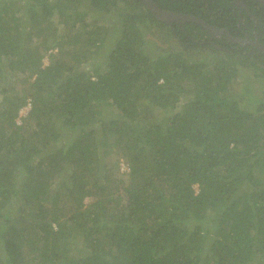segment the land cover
I'll return each instance as SVG.
<instances>
[{
  "label": "trees",
  "instance_id": "1",
  "mask_svg": "<svg viewBox=\"0 0 264 264\" xmlns=\"http://www.w3.org/2000/svg\"><path fill=\"white\" fill-rule=\"evenodd\" d=\"M6 1H0V82L6 71L36 74L31 93H13V80L0 85V249L6 260L20 264L26 253H37L42 264H264V94L247 93L254 110L242 106L232 90L238 65L222 56L187 63L184 51L171 60L151 56L149 20L136 14L123 18L108 67L94 65L89 72L84 65L105 37L102 30H85L83 0ZM25 1L33 31L18 17ZM56 11L66 25L60 36L51 22ZM47 55L50 62L43 65ZM243 57L242 66L264 77L258 56ZM184 81L193 83L185 87ZM184 93L192 97L175 111ZM113 106L116 117L100 118ZM156 107L169 115L155 120ZM95 121L103 144L111 134L130 159L131 183L122 192L110 189L112 179L95 158L97 141H89ZM62 125L75 138L49 149ZM68 169L50 210L51 182ZM22 170L27 178L20 186ZM23 189V213L13 217L6 206ZM62 194L78 203L69 207V219L58 203ZM78 236L88 252L67 256L66 241Z\"/></svg>",
  "mask_w": 264,
  "mask_h": 264
},
{
  "label": "rangeland",
  "instance_id": "2",
  "mask_svg": "<svg viewBox=\"0 0 264 264\" xmlns=\"http://www.w3.org/2000/svg\"><path fill=\"white\" fill-rule=\"evenodd\" d=\"M13 1L21 2V0H7L6 4L8 5ZM85 2H86L85 7L88 9V11L86 12L87 13L86 17L84 18V22L87 23L86 27H84L85 30H88V31L89 30H95V31L102 30L103 32H102L101 37H105V38H104V42L99 40L100 43H97L96 46H94V48L97 49V53H95V56L92 57V59L89 60V62L84 65V68L89 69V72H90L92 66L100 65L102 66L101 70H103L104 68L108 67L107 62H108L109 52L113 49L116 42L121 37V32H122L121 30H122V27L124 26L125 21L123 17L118 16L119 14H116V12H113L112 14H110L109 11L100 12V11L94 10L87 1ZM22 5H23V8L20 7V9H18L19 10L18 17L20 16L21 17L20 20L25 21L24 24L27 25V27H29L31 31H33L32 18L30 17L31 13H29V10H31V5L30 4L27 5V2L26 3L23 2ZM85 7L84 5H82V8L79 7V9L80 10L82 9L81 11H84ZM0 9H1L0 12L2 13V16H4L2 7ZM51 17L52 19L55 20L51 22H53L54 25L55 24L57 25V29H58L57 36H60V33L65 31L66 25L63 22H60L57 11ZM142 26L144 25L142 24ZM99 27L101 28L99 29ZM76 28H78L77 30L82 29L83 28L82 23H78ZM163 32L164 31L159 32L153 26H151V30L147 29V37H148L147 42L152 47V51L150 52V54L151 56H154V57L161 56L160 58L164 60H171V57H173V55L176 52L183 51L182 50L183 48L180 45V42L177 37H174L173 35H169V33L166 34ZM27 45L28 43L26 41L25 46ZM51 50L56 51L58 50V47L57 46L53 47ZM181 56L184 57L187 63L211 62L214 60V57L222 56L224 58V63L229 62L235 65H238L237 67L238 76L235 78V80H233L234 84L232 85L233 86L232 90H234L237 95L241 96L242 104H243L242 106H244L245 108L254 110L256 107L255 103H253L252 101L248 103L247 98H246L248 97L247 93L250 92V94H252L253 96L255 94L258 96H261V95L263 96L264 94L263 93L264 77L259 75V73L261 74V71L257 72L252 66H249V65L242 66L241 64L244 63V57L236 56L231 53H222L218 51L211 52V50H203V51L199 50V51H194L189 54L185 53L184 51ZM50 58L51 56H48V55L45 56L43 58L44 60L43 65H47L50 62ZM174 66L176 67L175 64L172 65V67ZM32 73L33 72L30 70H27L26 72H23L22 74H20L19 70H15L14 72H10V73L6 71V74H5L6 78L2 79V81L0 82V85L4 87L5 85L8 84L9 80L11 81L13 80V83L9 85V87H13V93H16L17 91H19L21 94H23L24 91L27 93L28 92L31 93L34 90L32 88V85L30 84V81L34 80L36 76V74H32ZM214 75H216V72H214ZM94 76L97 77V75L95 74ZM162 80L163 79H161V81ZM177 81H182V79L180 80V78H177ZM191 83L193 82L184 81L183 85L187 87L191 85ZM189 97H192V94H185V93L182 94V97L180 98L178 102V106L176 107L175 111L181 109L182 105L188 101ZM4 102H5V99L3 97L2 91L0 90V109L4 105ZM29 110L30 108L27 109L25 105L20 108L19 114L17 116V119L19 122L23 121V118L28 115ZM154 112L156 113L155 115L157 117V119L155 120H162L163 118L167 117V115H169L168 112H165L164 109L157 108V107L155 108ZM118 114H119V111L117 110L116 106H113V107L104 109V112L101 114L100 118L105 120V119L116 117ZM42 119H44L43 121H45L47 117L46 118L44 117ZM37 121H41V119L35 120L34 123H37ZM93 127L95 128V131H94V134L90 137L89 141H91L92 143L95 142V140L97 141L96 143L98 144V147L96 148L95 158H100L102 160V163H103L102 168L105 170V173L112 179V182L110 184V189L112 191L122 192L124 190V187L131 183V170L129 167L130 159L128 158L124 148L120 146L117 142H115V139L111 134H108L106 138L107 143L103 144L102 140L104 137V133L100 128L99 122L95 121L93 124ZM59 129L61 130V134L58 136L57 139H55L50 144L49 149L50 147L52 149H56L57 147H60L61 145L68 143L71 139L75 138L74 136H76V132H74L72 129L64 130L65 128H63V125ZM35 161H37V157H35ZM70 172H71V169H68V172L66 170L62 172L61 174H58L54 178V181L51 182L50 194L48 195L47 202H46L50 210L54 208L52 205V202L55 199V196H54L55 192L59 189H62V185H58V184L62 183L63 180L66 179V177H68V173L70 174ZM25 174H26L25 170H22V172L19 174L20 179H18V181H21V183L19 182L20 184L18 183V185L21 186V184L23 183L22 180L27 178V176L23 178ZM101 181L103 184H106L105 178L103 180L101 179ZM195 187H198V185L195 184ZM23 191L24 189L21 191L22 192L21 194V192L18 190V192L16 193V196L13 197L10 204L6 206L7 208L9 207V212L13 215V217L15 215H18V218H20L23 213L22 210L20 211L18 210L21 208V204L25 200L23 197ZM60 192L63 193V191H60ZM61 197L62 199L58 203L59 205L62 204L66 206L65 210L67 211V214L64 215L63 218L69 219L68 218V214L70 213L69 209L71 207L72 209H74L75 207H77L78 203L74 198H70V197L68 198L63 194L61 195ZM88 201H89V198H86L84 202L88 203ZM85 203L83 205L84 207L86 206ZM31 211L34 213V211H37V208L32 207ZM206 224L209 225V222H207ZM66 242L70 243L69 249H67V256L79 257L80 255H85V253L88 252L89 244L85 239L83 240L82 237L80 236L76 237L75 239L72 238V240L66 241ZM89 249L91 250L90 247ZM24 251L26 250L24 249ZM7 258H8V253L6 252V249L3 247L0 249V259L3 260L5 264H15V263H9L6 260ZM40 262H41V257H37V253H36V258L33 256V253H26L24 262H21L20 264H28V263L42 264ZM61 263H64V260H62Z\"/></svg>",
  "mask_w": 264,
  "mask_h": 264
},
{
  "label": "flooded vegetation",
  "instance_id": "3",
  "mask_svg": "<svg viewBox=\"0 0 264 264\" xmlns=\"http://www.w3.org/2000/svg\"><path fill=\"white\" fill-rule=\"evenodd\" d=\"M85 1L91 0H83L84 5ZM96 1L111 6L100 12H116L123 18L136 14L146 17L147 29L153 26L159 32L177 37L183 51H194L198 47L195 51L211 50L240 57L251 55L250 60L256 55V60L264 65V53L259 49V45H264V0ZM147 4L161 10V15Z\"/></svg>",
  "mask_w": 264,
  "mask_h": 264
},
{
  "label": "water",
  "instance_id": "4",
  "mask_svg": "<svg viewBox=\"0 0 264 264\" xmlns=\"http://www.w3.org/2000/svg\"><path fill=\"white\" fill-rule=\"evenodd\" d=\"M147 7H149L150 9H152V10H154V11H156L157 13H159V15H161V13H162L161 10H159L158 8H156V7H155L154 5H152V4H147ZM165 19H166V18H165ZM197 21H199V20L197 19ZM259 49H260L261 52L264 53V45H263V46H260V45H259Z\"/></svg>",
  "mask_w": 264,
  "mask_h": 264
},
{
  "label": "clouds",
  "instance_id": "5",
  "mask_svg": "<svg viewBox=\"0 0 264 264\" xmlns=\"http://www.w3.org/2000/svg\"><path fill=\"white\" fill-rule=\"evenodd\" d=\"M30 104V105H29ZM24 106V105H23ZM22 106V107H23ZM25 107L27 108V109H29V108H31V103L30 102H28L27 104H25Z\"/></svg>",
  "mask_w": 264,
  "mask_h": 264
},
{
  "label": "built area",
  "instance_id": "6",
  "mask_svg": "<svg viewBox=\"0 0 264 264\" xmlns=\"http://www.w3.org/2000/svg\"><path fill=\"white\" fill-rule=\"evenodd\" d=\"M30 105V104H29Z\"/></svg>",
  "mask_w": 264,
  "mask_h": 264
}]
</instances>
